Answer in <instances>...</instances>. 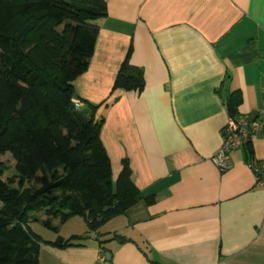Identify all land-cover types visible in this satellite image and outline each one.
<instances>
[{"label": "crops", "instance_id": "1", "mask_svg": "<svg viewBox=\"0 0 264 264\" xmlns=\"http://www.w3.org/2000/svg\"><path fill=\"white\" fill-rule=\"evenodd\" d=\"M106 2L73 85L80 99L103 103L113 179L127 161L140 199L100 229L110 259H98L103 247L86 231L67 237L83 245L42 247L39 264H264V184L246 146L225 171L212 161L230 119L225 100L239 94L237 114L249 116L264 106V0ZM130 46L141 91L113 88ZM249 144L264 160V134Z\"/></svg>", "mask_w": 264, "mask_h": 264}, {"label": "trees", "instance_id": "2", "mask_svg": "<svg viewBox=\"0 0 264 264\" xmlns=\"http://www.w3.org/2000/svg\"><path fill=\"white\" fill-rule=\"evenodd\" d=\"M107 16L106 0H0V158L10 153L18 176L12 185L0 165V264H39L43 243L30 226L34 212L43 211L44 224L55 231L82 216L103 247L100 229L140 199L127 161L113 179L101 139L103 103L80 99L73 85L89 67L98 21ZM132 51L130 46L114 89L144 88ZM240 101L235 93L225 100L230 117L238 115ZM249 143L247 162L257 161ZM75 238L81 237L45 243L83 245Z\"/></svg>", "mask_w": 264, "mask_h": 264}, {"label": "built area", "instance_id": "3", "mask_svg": "<svg viewBox=\"0 0 264 264\" xmlns=\"http://www.w3.org/2000/svg\"><path fill=\"white\" fill-rule=\"evenodd\" d=\"M76 107L82 104L75 100ZM264 134V106L261 107L256 116L238 114L236 117H230L225 125L222 135L223 143L219 151L212 157V161L220 171H225L232 166V154L244 147L254 136ZM251 171L256 175L260 184H264V160L247 162ZM94 238L96 234L92 235ZM106 251L100 248L99 260L106 259Z\"/></svg>", "mask_w": 264, "mask_h": 264}, {"label": "rangeland", "instance_id": "4", "mask_svg": "<svg viewBox=\"0 0 264 264\" xmlns=\"http://www.w3.org/2000/svg\"><path fill=\"white\" fill-rule=\"evenodd\" d=\"M0 165L1 167H7L5 178L12 185L16 186L18 182V176H17V171L15 167L13 166V160H12V156L10 153H7L0 158ZM33 214L36 215V219L31 221L30 226L33 232H35L37 235L41 237L40 239H41V242L43 243L42 247L47 248L49 246L48 244L45 243V241H51V240L59 238L60 236L61 237L65 236L67 238L70 234L72 233L75 234L74 232L78 233V235H81V236L90 237L89 235L90 233L88 234L86 232L87 231L86 221L82 216L76 215V216L71 217L68 221L61 223L59 225L58 231H55L47 227L44 224L43 220L47 219V216L46 218L41 219V215L39 212H34ZM80 240H84V239L81 238Z\"/></svg>", "mask_w": 264, "mask_h": 264}, {"label": "water", "instance_id": "5", "mask_svg": "<svg viewBox=\"0 0 264 264\" xmlns=\"http://www.w3.org/2000/svg\"><path fill=\"white\" fill-rule=\"evenodd\" d=\"M106 255H107V258L110 259V256H111L110 252H107Z\"/></svg>", "mask_w": 264, "mask_h": 264}]
</instances>
